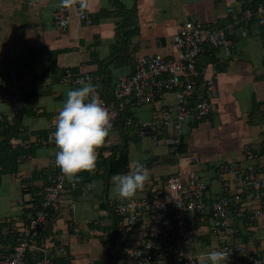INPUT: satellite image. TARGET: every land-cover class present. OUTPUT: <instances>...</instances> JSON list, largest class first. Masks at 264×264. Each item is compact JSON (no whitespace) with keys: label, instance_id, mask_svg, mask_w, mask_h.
Segmentation results:
<instances>
[{"label":"crops","instance_id":"obj_1","mask_svg":"<svg viewBox=\"0 0 264 264\" xmlns=\"http://www.w3.org/2000/svg\"><path fill=\"white\" fill-rule=\"evenodd\" d=\"M250 2L252 0H88L92 23L88 25L74 17L63 30L54 22L55 11L62 0H0V64L22 62L30 71L25 85L29 96L21 104L0 103V116L12 124L24 108L22 130H27L26 138L36 145L45 136V130L53 125L66 91L78 87L61 81L67 69L92 75L93 85L96 81L103 85L108 78L110 84L118 83L122 75L134 72L139 56L157 53L174 56V35L188 15H197L204 24L225 26L232 21L230 8L242 11ZM123 10L130 13L129 19ZM104 11L108 13L103 15ZM240 29H236L230 42L229 53L222 47L201 56L203 68L218 77L219 96L208 115L194 121L190 119L184 126L181 137L186 144L184 152H179L180 144L167 146L134 132L138 140L130 141L129 166L125 173L136 160L150 173L137 196H151L153 185L180 171L197 172L206 180L212 194L220 191L226 182L235 188L234 175L223 173L221 168L247 165L245 153L248 150L260 154L264 164V20L256 17L246 26L245 35ZM125 41L129 43L133 65L109 64L97 76L98 63L109 60L114 46L123 45ZM210 61L218 64H210ZM7 87L5 75L0 72V90ZM111 89L100 93L110 98ZM168 103H175L172 92L165 94L159 104ZM153 109V105H145L135 113L129 112L138 124L150 118ZM120 124L116 122L115 127H121ZM120 137L118 131L113 132V145ZM143 138L150 140L145 142L144 150L131 148L132 143L136 146ZM54 150L37 145L34 154L19 158L16 173L0 175V222L6 223L4 233L11 230L8 221L30 215L32 206L41 202V189L58 170L54 165ZM191 154L198 157V162H188ZM92 174L89 183L70 189L65 201L68 205L71 200L75 207L63 211L50 230L56 245L66 247V254L56 257L70 264H88L90 260L108 262L109 258L106 240L112 234L113 217L103 203L109 201L113 206L121 200L111 194L113 176L107 183V173L100 167ZM232 221L237 232L231 241L244 244L248 257L261 255L260 264H264L263 220L249 226L237 216H232ZM206 225L199 218L192 221L191 230L197 238L188 252H207L217 244V239L207 233Z\"/></svg>","mask_w":264,"mask_h":264},{"label":"built area","instance_id":"obj_2","mask_svg":"<svg viewBox=\"0 0 264 264\" xmlns=\"http://www.w3.org/2000/svg\"><path fill=\"white\" fill-rule=\"evenodd\" d=\"M229 10L232 21L223 27L209 26L202 23L197 15H188L174 35V56L160 53L139 56L134 72L120 77L111 89L110 98L102 96L98 90L99 100L112 114V129L106 143L97 150L98 158L103 148L113 145L116 122L129 110L134 112L137 108L154 104L151 117L137 124L139 135L151 137L167 146L181 143L183 126L188 119H202L212 111L219 95L215 77L209 78L205 84L200 99L195 102V111L190 106L200 77L197 63L204 45L224 47L229 53L230 38L238 27L245 35L246 26L256 17L264 20V5H259L256 10L246 9L241 14L231 8ZM74 17L88 25L92 23L89 11L81 9L79 2L71 7L59 5L54 22L66 30ZM0 72L8 83L7 89L0 90V103H23L28 93L25 87L30 73L28 67L22 62L7 61L0 64ZM89 80H94L92 75L69 69L61 77L62 82L78 87ZM168 91L175 93V103L160 105L157 99ZM127 124H136L134 116L128 117ZM1 128L0 125V131ZM54 131V126H49L37 144L55 149L51 139ZM12 143L29 146L19 139H13ZM245 158L249 161L247 165L221 168L223 173L234 175L235 188L226 182L220 191L212 194L206 180L197 172L180 171L153 185L151 196L136 195L131 200L116 203L115 210L123 217L117 239L119 246L129 234L132 235V242L124 248L119 264H200L199 258L204 253H188L197 238L191 224L198 218L207 223V233L217 239V244L207 252L225 251L228 254L225 264H242V259L248 257V251L244 244L231 241L237 232L231 215L237 213L252 222L263 220L264 223V164L261 155L250 150L245 153ZM188 160L193 163L199 159L191 154ZM77 187L76 181L69 182L58 169L41 189L42 200L36 207L32 206L30 215L17 216L8 221L15 236V245L10 254L0 258V264H30V254L36 261L33 264H54L56 255L66 254V247L56 245L47 231L63 211L75 207L71 200L66 204L65 196L70 189ZM107 234L105 232L104 236ZM37 256L40 258L36 259ZM260 263L256 261V264ZM88 264L111 263L90 260Z\"/></svg>","mask_w":264,"mask_h":264},{"label":"trees","instance_id":"obj_3","mask_svg":"<svg viewBox=\"0 0 264 264\" xmlns=\"http://www.w3.org/2000/svg\"><path fill=\"white\" fill-rule=\"evenodd\" d=\"M259 5H264V0H252V2L246 4L245 8L242 11H238V13L241 14L246 9L256 10ZM107 13H108V11L102 12L103 15L107 14ZM123 14L128 15V19H129L130 13L128 11L123 10ZM207 25L212 26V27H214V26L223 27V26L219 25V23H213V24H207ZM233 37L234 36H232L230 38V42H231ZM124 44L114 46V53L111 55V58L109 60L107 59V60H104L103 62L98 63L99 64V72H98L99 74L97 73L96 74L97 76L98 75L100 76L102 69L107 68L109 64H114L115 66H119V65L122 66V65H127V64L133 65L134 60H132V58H131V51L129 50L130 53L128 52L129 43L128 42L126 43V41H125ZM219 48H222V47H219ZM216 49H218V48H214V47L208 46L206 44V45H204L202 52L198 57L197 69L200 72V77H199L197 85H196L194 98L192 99V102L190 103L191 109L193 111H195L194 110V107L196 106L195 102L200 99L201 93H202L203 88H204L205 84L207 83L208 79L211 77H215L217 84H218V77L215 74H209L206 71V69H204L203 66L201 65L202 62L200 60L201 56L206 51L214 52ZM122 52H126V53H122ZM210 64L217 65L218 62L210 61ZM162 77L166 78V76H162ZM109 79L110 78H108V80H105V81L103 80L105 82L104 83L105 85L104 84L101 85L97 81L95 82V85L96 84L99 85V89H98L99 93L101 92V90L105 89V91H106V90H109V88H113L115 86L116 82L113 84H110L111 81H109ZM5 89H7V88H5ZM5 89H3V90H5ZM218 91H219V84H218ZM169 92L170 91L166 92L165 94H167ZM172 93H174V92H172ZM28 96H29V92L27 93L26 98ZM162 97L163 96L159 97L157 100L160 101V99ZM217 98L215 99V101L217 100ZM174 99H176L175 93H174ZM149 105L154 106V104H149ZM23 112H24V108L21 109V111H19L18 115L15 118V122H13L12 124H9V123L3 121L2 117L0 116L1 117L0 125L2 127V131L0 132V138L3 136V139L0 140V175L2 173H16L18 171V160H19V158L22 156H25V155L34 154L37 145L40 146V144L35 145V143L28 141V139L26 138L27 130L26 129L22 130V128H23L22 116L24 114ZM129 116H133L131 112L122 114L120 116L118 122L119 121L121 122V124H120L121 127H115L114 131L115 132L118 131V133L120 134L121 137L117 140L116 144L112 145L109 148H107V147L103 148V151L97 160L96 168L100 167V168H103L105 170V172L107 173V179H108L107 183H108L110 177L114 176L115 174L125 173L128 171L129 157H130V141H137L138 140L136 138V136H134L133 134H135L134 132H136V134L138 135L139 130H140V127L137 124H135L133 126H129L127 124V119ZM189 120L190 119H188L187 122ZM192 120L194 121V119H192ZM195 122H194V124L196 125L197 122L196 123ZM186 123L184 124V126L186 125ZM184 126H183V128H184ZM135 127L138 130H136ZM46 131H47V129L45 130L44 134H46ZM12 138L19 139L29 146L28 147H24V146H20V145L15 146L12 143V140H11ZM179 144H177V145H179L178 146L179 152H184L186 150L185 142L181 141V143H179ZM92 172H86V171L81 172L75 181L78 184L89 183L93 179ZM107 189H108V186L106 187V190ZM208 189H209V185H208ZM115 205H116V203L113 206H110L109 201L103 203L104 207H109V210H110L111 215L113 217V224L110 226V229L112 230V234L106 240V244L108 246V255H109L108 263H111V264L121 263V260H119V257H118L119 253L124 251V248L127 246L128 243L132 242V239H131L132 235L129 234L127 236V240L119 246L117 239L119 237V229L121 228V225L123 222V217H121L120 215L117 214V212L115 210ZM232 216H237L238 219L239 218L242 219L243 222H245L246 226H249L250 224L256 222V221L252 222L246 216H240L237 213L232 214L231 219H232ZM5 226H6V223L0 222V258L10 254L11 251L13 250L14 245H15L14 233L11 230H9L7 233H4L3 229L5 228ZM50 230L51 229H48L47 233H50ZM253 257H254V259H253ZM38 258H40V257L37 256L36 259H38ZM53 261H54V264H70L67 260H65L62 257H55L53 259ZM256 261H260L262 263L263 262L262 256L261 255H257V256L251 255L250 257H245L244 259H242V264H249L250 262L255 264ZM35 262H36L35 259L30 254L28 263L33 264Z\"/></svg>","mask_w":264,"mask_h":264},{"label":"clouds","instance_id":"obj_4","mask_svg":"<svg viewBox=\"0 0 264 264\" xmlns=\"http://www.w3.org/2000/svg\"><path fill=\"white\" fill-rule=\"evenodd\" d=\"M77 2L81 9L88 7V0H62V6L71 7ZM98 88V84L93 85L89 80L67 90L52 121L54 165L69 182H74L81 172L95 170L97 150L106 143L112 129V114L99 100ZM130 169L112 177V194L117 199L131 200L150 178L149 169L139 160L131 162ZM199 259L200 264H225L228 254L213 250L201 254Z\"/></svg>","mask_w":264,"mask_h":264},{"label":"rangeland","instance_id":"obj_5","mask_svg":"<svg viewBox=\"0 0 264 264\" xmlns=\"http://www.w3.org/2000/svg\"><path fill=\"white\" fill-rule=\"evenodd\" d=\"M149 138H151V137H149ZM145 142H150V140L149 139H147V138H143V139H141L140 141H139V143H137L136 144V146H135V144H131V148H134V150H138L139 152H140V150H144L146 147H145ZM229 174H232V173H229ZM78 186H79V184H78ZM100 188V187H99ZM111 194H112V190H111ZM112 196H113V194H112ZM205 251H201V253H204ZM123 251L122 252H120L119 253V260H122V257H123ZM188 253H196V252H194V251H189Z\"/></svg>","mask_w":264,"mask_h":264},{"label":"bare ground","instance_id":"obj_6","mask_svg":"<svg viewBox=\"0 0 264 264\" xmlns=\"http://www.w3.org/2000/svg\"><path fill=\"white\" fill-rule=\"evenodd\" d=\"M27 96V95H26ZM216 173V172H215ZM218 175V174H217Z\"/></svg>","mask_w":264,"mask_h":264}]
</instances>
